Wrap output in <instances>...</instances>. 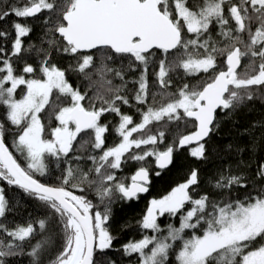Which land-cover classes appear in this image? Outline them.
Returning a JSON list of instances; mask_svg holds the SVG:
<instances>
[{"label":"snow or ice","instance_id":"1","mask_svg":"<svg viewBox=\"0 0 264 264\" xmlns=\"http://www.w3.org/2000/svg\"><path fill=\"white\" fill-rule=\"evenodd\" d=\"M0 264H264V0H0Z\"/></svg>","mask_w":264,"mask_h":264}]
</instances>
